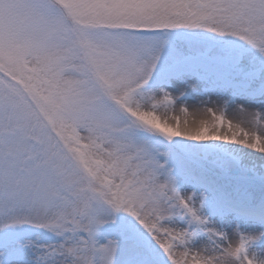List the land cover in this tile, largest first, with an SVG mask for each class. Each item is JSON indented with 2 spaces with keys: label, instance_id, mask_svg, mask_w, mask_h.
<instances>
[{
  "label": "snow or ice",
  "instance_id": "6c2138e0",
  "mask_svg": "<svg viewBox=\"0 0 264 264\" xmlns=\"http://www.w3.org/2000/svg\"><path fill=\"white\" fill-rule=\"evenodd\" d=\"M0 264H264V0H0Z\"/></svg>",
  "mask_w": 264,
  "mask_h": 264
},
{
  "label": "rangeland",
  "instance_id": "374dc122",
  "mask_svg": "<svg viewBox=\"0 0 264 264\" xmlns=\"http://www.w3.org/2000/svg\"><path fill=\"white\" fill-rule=\"evenodd\" d=\"M171 115H178V116H180L181 120H183V119L185 118V117L183 116V114H181V113L179 112V110H177L175 113L170 112V113H169V116H171ZM188 119L191 120L192 117L189 116Z\"/></svg>",
  "mask_w": 264,
  "mask_h": 264
}]
</instances>
